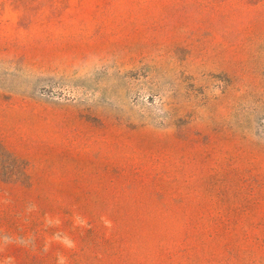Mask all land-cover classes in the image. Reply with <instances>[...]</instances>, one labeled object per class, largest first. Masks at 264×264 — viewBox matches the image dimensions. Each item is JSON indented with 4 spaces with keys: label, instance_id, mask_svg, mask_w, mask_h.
I'll list each match as a JSON object with an SVG mask.
<instances>
[{
    "label": "rangeland",
    "instance_id": "1",
    "mask_svg": "<svg viewBox=\"0 0 264 264\" xmlns=\"http://www.w3.org/2000/svg\"><path fill=\"white\" fill-rule=\"evenodd\" d=\"M0 264H264V0H0Z\"/></svg>",
    "mask_w": 264,
    "mask_h": 264
}]
</instances>
